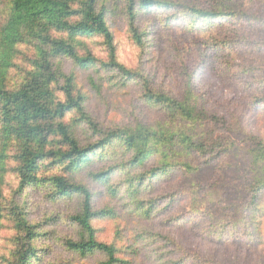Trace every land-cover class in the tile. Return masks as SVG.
<instances>
[{
    "label": "rangeland",
    "instance_id": "rangeland-1",
    "mask_svg": "<svg viewBox=\"0 0 264 264\" xmlns=\"http://www.w3.org/2000/svg\"><path fill=\"white\" fill-rule=\"evenodd\" d=\"M158 1L176 6L139 14L142 49L130 40L123 0H98L97 8L105 12L120 64L173 99L187 93L194 98L203 118L189 133L209 152L172 148V171L142 181L135 190L137 182L130 185L129 179L157 167L162 158L132 169L126 165L128 152L115 143L69 178L91 191L94 209L113 211V217L96 219L92 225L100 242H115L120 248L122 264H264V192L257 194L255 205L249 193V186L264 176V164H252L249 154L256 143L264 146V0ZM188 8L226 10L233 17L204 21ZM7 16V0H0V28ZM85 43L98 61H108L101 38ZM18 50L9 87L21 82L22 70L29 69L27 60L34 55L32 45ZM54 63L76 77L86 96L85 111L97 129L156 128L168 122L162 109L142 98L138 81L123 85L97 65L82 71L67 59ZM182 127L186 123L176 121L173 130ZM73 135L82 146L97 138L84 124ZM13 152L10 147L4 160L1 189L7 199L17 188ZM105 171V184L91 178ZM49 194L47 186L29 187L14 198L27 220L41 226L42 235L34 243L39 260L33 264H104L102 254L80 258L63 247L65 240L81 236L69 221L81 211V198L53 200ZM14 236L11 223L1 221L0 264L13 249Z\"/></svg>",
    "mask_w": 264,
    "mask_h": 264
},
{
    "label": "trees",
    "instance_id": "trees-1",
    "mask_svg": "<svg viewBox=\"0 0 264 264\" xmlns=\"http://www.w3.org/2000/svg\"><path fill=\"white\" fill-rule=\"evenodd\" d=\"M123 1L130 40L140 49L144 47V34L136 26L139 14L176 6L158 0ZM7 6V20L0 28V225L4 220L10 222L15 236L13 249L3 258V264H33L39 260L40 250L34 243L42 235L41 226L31 224L23 207L14 200L27 188L38 186L50 188L49 197L53 200L81 198V211L69 217L81 230V236L78 240L63 242L67 251L80 258L99 253L106 259L104 264H122L118 258L120 248L115 242H100L92 225L96 219L113 217V211L94 209L91 191L69 176L87 165L92 157L102 158L106 148L116 143L128 152L126 165L132 169L142 167L153 158H162L157 167L129 179L130 185L137 182V186L132 187L137 190L142 181L172 171L170 158L175 154L170 155L172 148L177 146L201 155L209 152L206 144L195 142L189 133L203 116L197 112L195 100L188 93L181 100L173 99L152 89L147 77L118 62L114 37L104 10L97 8L98 0H7ZM188 11L204 21L233 17V13L226 10L188 8ZM96 37L102 39L106 49L108 61L105 63L87 49L85 41ZM22 45H32L34 55L27 60L29 69L22 70L21 82L9 87L8 74ZM57 59L70 60L82 71L97 65L99 70L117 76L123 85L138 81L142 98L162 109L168 122L156 128L137 125L125 129H97L85 111L86 96L77 86L76 77L73 73H63L54 63ZM176 121L181 125L186 123L188 128L173 130ZM80 124L88 126L97 136L92 144L82 146L77 142L73 130ZM10 147L14 148L11 160L15 163L13 173L17 188L7 199L1 185L6 171L4 160ZM212 147L215 148V144ZM249 154L252 164H264L262 143H256ZM108 174L109 171L99 172L91 174V178L105 184ZM261 192H264V176L249 186L251 205H255L257 194Z\"/></svg>",
    "mask_w": 264,
    "mask_h": 264
}]
</instances>
